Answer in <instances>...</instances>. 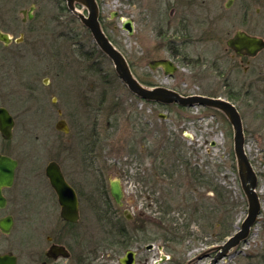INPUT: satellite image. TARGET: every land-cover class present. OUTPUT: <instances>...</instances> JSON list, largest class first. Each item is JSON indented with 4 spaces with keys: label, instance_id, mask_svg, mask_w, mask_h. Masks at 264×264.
I'll list each match as a JSON object with an SVG mask.
<instances>
[{
    "label": "rangeland",
    "instance_id": "374dc122",
    "mask_svg": "<svg viewBox=\"0 0 264 264\" xmlns=\"http://www.w3.org/2000/svg\"><path fill=\"white\" fill-rule=\"evenodd\" d=\"M204 1H198L196 7L189 10L193 42L186 50L191 57L215 53L212 43L199 42L197 39L202 37L204 28L196 23L195 15L200 12V8L208 9L214 5L212 0ZM31 4L36 6L35 17L29 25H23L20 10L28 9ZM98 5L99 19L106 34L124 54L140 82L151 84V87L176 88L183 96L219 97L222 94L220 90H216L211 76L205 77L197 71L183 72L184 75L177 76L176 82L166 78L162 72L150 73L148 63L159 55H165L164 42L159 37L162 34L164 36L167 31L166 19L172 0H98ZM76 9L78 13L87 16V10L82 6H77ZM10 15L11 35L18 37L20 32L29 27L36 31V35L23 45L12 44L9 48L0 49V57L8 55L13 60L10 62L12 67L0 69V100L17 118L13 145L10 148H0L12 152L20 160L14 183L5 191L7 206L0 210V216L7 213L14 215V225L10 234L2 239L0 246L7 245L13 252L31 259L37 252L47 249L46 237L53 236L71 252L70 259H60L55 264H73L74 253L77 251L76 236L81 233L85 255L92 257L91 253L94 252L95 257H98L92 264H118L123 251L118 250L111 253V258L107 257L110 250L103 242L106 229L102 222L83 219L77 227H71L61 220L56 198L44 175L46 165L50 161H56L66 177L78 185L91 184L95 187L100 181L108 184V181L120 179L124 188V208L129 210L126 213L133 218L138 213L142 215V219L154 218L156 207L153 200L163 197L170 201L171 217L183 223L191 214L185 210L184 197L190 195L202 198L203 203L209 207V218H194L189 229V233L193 235L185 237L178 246H173L176 249L166 248L163 246L166 243L161 240L153 243L155 248L152 251L144 249L149 244L147 242L138 241L134 246L139 249L141 256H148L147 264H209L210 259L199 260L198 257L213 249L208 246L212 242L217 241L216 245H221L227 237L222 240L213 237L212 232L215 233L216 230L208 227L207 220L209 224L227 221V226H232L233 234L248 214L247 200L237 172L234 133L227 118L212 108L158 104L151 106L136 98L118 79L111 61L96 47L89 31L67 10L65 0H13ZM1 16L3 15L0 14V21ZM120 17L133 19V36L121 29ZM57 54L62 58L61 63L67 64V67L61 66V69L73 68L77 72L76 88H72L73 102L69 99V81L63 87L67 89L66 95L57 89L58 81L54 74V68L59 67L54 64L59 59ZM10 69L15 71L12 84L11 72H7ZM26 76L37 78L40 88L32 92L25 91L24 87L29 81ZM48 78L52 85L44 87L42 83L47 84ZM41 93L45 95L41 97V103H38L35 99ZM54 96L59 98L57 106H52L51 103ZM57 109L62 110L61 118L70 128L68 134L57 132L54 128L59 119ZM144 117H150L157 127L156 174L159 176L161 171L157 168L162 162L167 167L171 164L176 166L175 171L171 168L168 170L169 173L174 171L171 173L172 177H158L155 189L157 192L154 195H149L148 189L145 190L139 182L136 155L133 149L124 144L130 126L127 119L139 118L143 121ZM108 121L110 125H107ZM185 132L191 138L186 137ZM212 141H215L214 147L210 146ZM91 142L95 148L93 169L89 167L87 152ZM245 153L258 177L256 192L261 205L258 220L263 221L264 141H246ZM182 155L192 168L197 166L206 181L212 183L214 188L218 187L224 198L218 199V195L207 185L198 186L196 183L193 188L188 186L189 181L183 179L185 173L188 177V172L183 170ZM124 162L126 165L123 168ZM100 174L102 176L98 178ZM159 191L163 193L162 196ZM135 221L129 222L125 227L130 232H137L136 236L150 237L159 232L148 224L143 230L142 222ZM217 232L222 233V229ZM262 239L264 224L260 223L251 229L249 243H246L243 251H247L248 247L261 251L258 247L262 245ZM160 245L162 247L158 249ZM25 264L30 263L27 261ZM33 264L37 263L34 261ZM136 264L145 263L140 258ZM220 264L232 263L226 258ZM241 264L246 263L241 260Z\"/></svg>",
    "mask_w": 264,
    "mask_h": 264
},
{
    "label": "flooded vegetation",
    "instance_id": "af4514ba",
    "mask_svg": "<svg viewBox=\"0 0 264 264\" xmlns=\"http://www.w3.org/2000/svg\"><path fill=\"white\" fill-rule=\"evenodd\" d=\"M198 1L202 3L205 2L204 0H172L171 9L168 12L166 19L167 31L164 36L162 34L159 37V40L164 42L165 55H159L152 59V61L148 63L149 71L152 74L162 72L166 78L171 79L174 82H176L177 76L184 75L183 72L188 70L202 73L205 77L211 76L216 90L218 89L222 93L219 97L215 98H221L228 101L237 110L241 119L245 142L252 140L264 141V0H212V3L214 4L213 7L208 9L200 8V12L195 15V20L196 23L201 25V28L204 29L202 30V37L197 39L199 42L212 43L215 48V53L209 56L202 54L197 57H191L189 52L186 50V47L193 42L192 22L189 10L195 8L199 3ZM12 9L13 0H0V14L3 15L1 16L0 21V33L7 35L10 40L9 43L0 40V49L9 48L12 44L19 46L23 45L29 38L36 35V31L32 27L20 32L18 37L11 35L10 28L12 20L10 14L12 13ZM20 12L22 14L21 23L23 25H29L35 17L36 6L31 4L28 9H21ZM57 57H59V59H56V62H54L55 67L56 65L59 66L54 68V74L58 81L57 89L60 93H64L66 95L67 93L65 90L67 89H63V87H66L65 85L68 83L67 81H69L71 87V97L69 99L70 102H73L74 98L72 96L74 95L72 94V88H76L75 83H77V72L73 68L70 70L61 69V66L67 67V64L61 63L62 58L59 54H57ZM161 60L169 61L174 71L166 74L165 69L161 66L152 68V65L155 62ZM11 61L13 62L12 58L8 55L1 56L0 69L6 68L7 66L12 67L13 65L10 63ZM5 62H7V65ZM71 64L73 65V62ZM7 72H11L10 83L12 84L14 82L13 72L15 71L10 69ZM26 77L29 78V81L24 87L25 91L32 92L40 88L37 78L32 76ZM4 79L5 76L3 77V82ZM44 81L46 82V80ZM42 85L44 87L51 86V79L48 78V83H42ZM170 90L179 93L176 88ZM44 95L42 94L41 96L36 97L35 101L41 103L40 99L41 97L43 98ZM13 103L18 105L16 102ZM51 103L52 106L59 105L58 96L52 97ZM146 104L151 106L156 105V103L151 102H147ZM0 108L5 109L13 120L11 138L6 140L0 134V146H8L10 148V146L13 145L12 141L17 128V118L9 111L8 106L1 100ZM57 115L59 116L58 121H64L67 124V122L61 118V109H57ZM127 120H129L128 124L130 126L127 130V134L125 135L124 144L125 146H129L130 149H133V153L136 155L135 158L139 165V182L142 183L145 190L148 189L149 195H154V193H156L155 189L157 186V176L155 170L157 162L155 141V135L157 132L156 124L150 117H144V122L139 118L136 120L128 118ZM107 123V125H110L109 121ZM90 144V148L87 149L89 155L88 162L89 167L93 169L95 148L92 142ZM11 153L0 148V155L9 157L17 163L14 172V183L16 171L20 165V160ZM51 162H54L59 166L65 181L75 191L78 200L77 221L74 223L66 222L60 217L61 220L71 227H77L83 219H93L102 222L104 224L102 225L106 229V238L103 242L106 243L107 248L110 250V253L107 254L108 258L112 257L111 253L117 252L118 250L123 251L120 258L124 257L127 251H131L134 253V264H136L140 258H142L143 262L147 264L149 260L148 256H141L139 249L134 246V243L140 241L141 235L136 236L137 232H130L125 227L133 220H136L135 222H140L138 216L141 218L142 215L138 213L136 214V217L133 218L126 213L128 209L124 208V188L122 181L118 179L119 186L123 194L121 205H119L113 200L110 193L112 180L108 181V184L105 182H99L95 185V187H92L91 184H88L89 187H87V184L78 185L71 182L66 177L61 165L58 162L50 161L49 163ZM125 165L126 164L124 162L122 164L123 168ZM11 187H5L2 189V195L6 199V205L5 207L0 208V210L5 209L7 206L8 197L6 196L5 191ZM49 187L51 188L58 204L57 196L50 184ZM82 204L84 205L82 206ZM83 211L86 213H83ZM9 218L12 220V226L8 232H3L0 228V243L4 237H7L10 234L15 220L14 215L11 213L0 216V221ZM258 218L252 229L260 223L264 224V220L259 221ZM146 219H148V217H145L142 220ZM237 229L238 227L236 230ZM80 234L76 236L77 251L74 253L73 264H92L96 261V258L98 259V257H95L96 254L94 255V252L91 253L93 255L92 257L85 255L84 250H82L84 238ZM249 237L247 242L234 248L231 251V255L229 256L228 254L222 260L226 258L230 259L232 264H241V260L246 264H264V239H262V245L258 247L261 251H256L255 247H253V249L248 247L247 251H243V249L246 248V243H249ZM46 241L48 244L47 249L37 252L36 256H32L31 259H28L26 255L13 252L7 245L0 246V255H12L15 257L16 264H25L27 261H29L30 264H33L34 261L37 264H55L60 259H65L62 257L51 258L47 256V252L50 247L57 245L63 246L69 252V258L67 259H70L71 252L66 245L57 242L53 236H47ZM147 245L144 246V249L146 251H152L153 249L145 248ZM218 246L219 245L214 244L209 247L214 249ZM215 253L216 251H210L209 256L204 259H210L211 261ZM33 258H35L34 261ZM119 259L117 261L118 264H120Z\"/></svg>",
    "mask_w": 264,
    "mask_h": 264
},
{
    "label": "water",
    "instance_id": "95a60500",
    "mask_svg": "<svg viewBox=\"0 0 264 264\" xmlns=\"http://www.w3.org/2000/svg\"><path fill=\"white\" fill-rule=\"evenodd\" d=\"M67 10L73 14L82 23V25L89 31L93 42L97 48L111 61L115 74L128 91L136 98L156 103L162 106L177 104L183 108L203 107L212 108L221 112L229 121L233 129V143L234 154L237 164V172L240 185L244 196L247 200V215L242 221L237 231L228 237L226 241L218 247L212 249L216 251L212 257L210 264H219L229 252L242 243L247 242L251 229L254 227L257 218L260 216L261 205L257 195L258 192V177L253 170L251 163L245 153V140L243 135V127L240 116L235 107L228 101L207 97L202 95H189L183 96L176 91L170 90L165 87H146L141 84L133 75L129 64L124 55L111 43L103 31L99 21V6L96 0H65ZM76 5H80L87 10V16L77 12ZM114 13L113 16H115ZM120 27L122 30L127 31L129 36H133L134 22L131 18L120 17ZM0 40L9 43V37L0 33ZM161 66L165 69L166 74L174 71L169 61H157L152 65V68ZM60 113V112H59ZM163 118V115H160ZM13 127V120L9 113L0 108V134L8 140L11 138V130ZM57 131L67 134L69 128L64 121H58L55 124ZM186 137L191 138L190 134H185ZM211 147L215 146V141L210 143ZM17 163L9 157L0 155V208L5 207L6 199L2 195V189L11 187L14 179V172ZM45 175L49 181L50 186L54 190L58 204L60 206V217L66 221L74 223L78 219V200L75 191L65 181L59 166L51 162L45 168ZM111 196L113 200L121 205L123 198L122 191L119 186V180L114 179L111 182ZM12 226V220L6 219L0 221V228L3 232H8ZM145 248L153 249L154 245L149 244ZM161 249V247H158ZM211 250V251H212ZM47 256L51 258H69V252L63 246L53 245L47 252ZM208 253H204L198 257L199 260L207 258ZM120 264H134V253L127 251L126 255L119 259ZM0 264H16L15 257L12 255H0Z\"/></svg>",
    "mask_w": 264,
    "mask_h": 264
},
{
    "label": "trees",
    "instance_id": "16d2710c",
    "mask_svg": "<svg viewBox=\"0 0 264 264\" xmlns=\"http://www.w3.org/2000/svg\"><path fill=\"white\" fill-rule=\"evenodd\" d=\"M131 2L133 1H138V0H130ZM98 3V0H97ZM102 25V24H101ZM103 28V26H102ZM103 31L106 34L105 29L103 28ZM107 35V34H106ZM108 39L112 42V40L110 39V37L107 35ZM114 45V43H113ZM147 86H151V84L147 85ZM104 103V101L102 102V104ZM178 157H180L178 155ZM181 163L183 164V170L184 172H188V177L187 175L185 176V174L183 175V179H187L188 186L189 187H195V184L197 183L198 186L201 185H207L215 194L216 196L218 195V199H222L224 198V196L222 195L221 192H219L218 187L216 186L215 188L213 187L212 183H210L209 181H206L204 176H201V174L198 171L197 166H193L194 168H192V165L187 162L184 159V156L182 155V160ZM171 168V170L175 171L176 166L174 164H171L170 167L166 166V163L163 164V162L159 165V167L157 168V170L161 171L159 176L158 174H156L157 176V184H158V177H172L171 173H174V171H172L171 173H169V169ZM164 171V172H163ZM102 174H100L98 176L101 177ZM100 180V179H99ZM102 182V181H100ZM198 188V187H197ZM157 192V191H155ZM159 193L162 196V192L159 191ZM163 197H157L155 200H153V204L156 207L154 213L156 214L154 218H148L146 220H142L139 216V220L142 222V224L144 225L142 228L143 230H145V226L148 224L152 227H154L157 231V234L155 233L154 235H151L150 237H146L145 235L141 236L140 238V242H147V243H158L160 240L163 241L164 243H166L165 246L166 248H171L173 249L175 245H179L181 243H183L184 238L190 235H193V233H189V229H190V223L195 221V219L197 220H205V218H209V207L208 205L206 206L203 203L202 198L199 197V199L195 198V197H184V204H185V210L189 212L190 216L184 219L185 222L183 223H179V219L171 217L170 215V201L169 199H162ZM199 201V202H198ZM190 210V211H189ZM195 218V219H194ZM211 218V217H210ZM189 221V222H188ZM227 221H221L220 223L216 224V223H211L209 224V221L207 220V225L209 228H212L214 230H216L215 233L212 232L213 237L218 238V239H225L226 237L231 235V230H232V226L230 225L229 227L227 226ZM222 226V227H220ZM222 229V233L220 232L218 234V230ZM211 230V229H210ZM144 233L146 234V232L144 231ZM214 238V239H215ZM217 240V239H215ZM217 241L212 242L210 245H214L217 244ZM161 246V245H160ZM162 247V246H161ZM176 249V248H174Z\"/></svg>",
    "mask_w": 264,
    "mask_h": 264
}]
</instances>
